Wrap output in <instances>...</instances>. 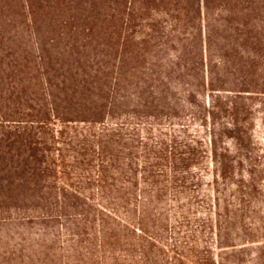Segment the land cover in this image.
Returning a JSON list of instances; mask_svg holds the SVG:
<instances>
[{
    "label": "trees",
    "instance_id": "obj_1",
    "mask_svg": "<svg viewBox=\"0 0 264 264\" xmlns=\"http://www.w3.org/2000/svg\"><path fill=\"white\" fill-rule=\"evenodd\" d=\"M255 98L264 129V0H0V226L57 223L31 248L17 234L49 264H106L117 213L138 264H264V226L246 222L261 162L236 156ZM143 121L170 128L139 150ZM207 159L209 194L191 172ZM84 189L101 209L73 219ZM170 234L178 255H150Z\"/></svg>",
    "mask_w": 264,
    "mask_h": 264
},
{
    "label": "rangeland",
    "instance_id": "obj_2",
    "mask_svg": "<svg viewBox=\"0 0 264 264\" xmlns=\"http://www.w3.org/2000/svg\"><path fill=\"white\" fill-rule=\"evenodd\" d=\"M260 98H255L251 101L252 109L250 114V131H249V142H239L237 144L238 152L236 153V156L239 160H242L244 157L249 158L250 163L255 164L254 167L258 164V162H261V165L259 168H262V178L263 180H260V185L258 187L252 188L249 186L247 189L248 192V200L250 201V207L247 208V224L248 227L255 228L256 224L257 227L261 226L263 228L264 226V129L261 124V117H262V107L260 105ZM145 123H141L138 125V132L140 134V140L142 143V147H139V150H144V147L147 148V145L152 144L150 141L147 140V137L149 136V130H152L153 136H156L157 132L156 130L163 129L168 130L167 122H163L161 126H156L154 122H152V125L148 124V121H143ZM57 125V129L59 127V123L55 122ZM194 129L191 130H199L197 127H192ZM130 129V127H128ZM166 132V131H165ZM192 135L195 133L191 131ZM201 136L203 134L200 133ZM227 142H230L229 140H225ZM257 157H261L260 160H257ZM258 168V169H259ZM250 170V167L243 164V167L240 169L238 173H241L244 176L246 175V171ZM194 173V176L200 181L202 185V191L206 194H209V185H210V162L209 159L206 160L203 164H200L197 169L194 171H191ZM87 176V175H85ZM240 189L243 192H246V185H249L248 182H245L244 184H240ZM58 186L63 187L62 184H58ZM52 197H47L45 199L46 202H49L50 204H53L55 202V188H52ZM112 195L115 197L117 195H120V192L118 189H114L111 191ZM57 193V192H56ZM92 195V192H88L87 189L83 190V195H78V199H74V202L77 206V211L74 213L73 219L81 220L84 219L83 214L84 212H89L93 214V211L96 209H101L99 206H97V202L95 200L87 199V197H90ZM38 202V201H37ZM115 204H118L117 201L113 200L110 201ZM31 202H25L23 203V210L27 212V206ZM117 206V205H116ZM115 206V210H118V207ZM23 211H21L22 213ZM37 211H32L27 213V217H30L29 220L23 221V222H17L14 220L13 226L10 228H2L0 226V264H41L43 262L48 263V260H50L51 256L48 254L45 256V261H43V257L41 255L36 254L35 252L31 251H24V252H18V246L17 244L20 243L17 234H23L25 237H29V243L28 247H32L33 240H36L37 237L35 234H43V235H49L56 232L55 227L58 226L57 223H49L44 224L41 222V218L38 219L39 214L36 213ZM11 216V213H10ZM25 216V215H22ZM118 216V217H117ZM117 216L112 215V218H114L115 222H110L111 224V230L109 231L108 236V247H107V253H106V264H138V249L139 246L143 244L144 242L140 239V236L137 234L134 236L129 231L124 229L122 226L124 223V217L123 215ZM193 216V215H192ZM196 217H191V222H195L197 218H201V215ZM11 217L17 218L18 215H12ZM259 223V225H258ZM255 224V225H254ZM195 228V227H194ZM197 229V228H196ZM61 235V239L65 240L64 231L59 232ZM203 233V231L201 232ZM169 236L173 238L172 234L162 236L161 238H157L159 242H164L165 245H162L161 243L154 242L155 246H150L149 244H145L147 249L150 251V255H161L163 258V251H166L170 257H176L178 255L177 249L173 246L175 242L173 240H169ZM200 240L202 242H211V237L209 235H200ZM149 239V238H148ZM213 241L210 243L212 246L214 245V237H212ZM151 240V239H149ZM179 241V239H178ZM182 241V240H181ZM183 242V241H182ZM204 245H193L191 246L190 250L188 252H185L186 256L188 258H194L195 254L203 249ZM158 249H162L161 252H159ZM219 250H214L215 254H218ZM23 254V255H21ZM43 258V259H42ZM250 260L247 256H244L243 264H249Z\"/></svg>",
    "mask_w": 264,
    "mask_h": 264
}]
</instances>
